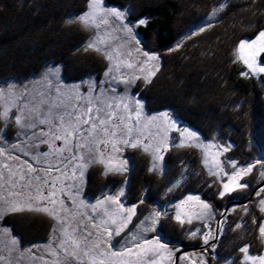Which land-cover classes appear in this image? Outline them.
Wrapping results in <instances>:
<instances>
[{"label": "trees", "instance_id": "1", "mask_svg": "<svg viewBox=\"0 0 264 264\" xmlns=\"http://www.w3.org/2000/svg\"><path fill=\"white\" fill-rule=\"evenodd\" d=\"M104 1L125 8L131 21L143 19L144 23L135 26L136 33L148 50L161 52L155 76L134 88L148 109L167 108L204 137L219 134L230 146L227 155L239 164L264 159V73L258 77L244 73V66L234 55L239 39L252 38L264 29V0ZM87 3L88 0H0V82L34 76L51 63H61L64 71L76 78L97 73L102 57L82 48L88 31L68 21L69 15L84 10ZM220 3L224 5L211 24L172 48L181 33ZM259 60L264 64V52L259 54ZM163 158V171L157 176L145 169V156L131 155L128 183H133L134 189L128 194V203L142 202L141 212L149 203H160L165 199L166 185L180 176L182 164L188 162L190 167L173 197L197 192L214 209H221L219 222L225 224L211 246L199 247L205 252L206 264H221L223 259L240 264L242 246L259 248L258 226L264 211L256 203L264 194V176L259 178L257 168L245 177L247 187L238 188L225 199L215 193V187L202 185V170L197 169L194 148L175 146L167 149ZM196 170L200 172L198 176ZM110 176L103 175L100 166L90 167L86 195L93 197L105 188ZM229 200L238 201L234 205L239 211L231 213L227 209ZM241 208L246 212L241 213ZM2 219L21 242L46 239L52 226L51 218L39 212L8 213ZM185 229L170 214L161 216L155 226L163 241L199 246L196 239L186 236Z\"/></svg>", "mask_w": 264, "mask_h": 264}, {"label": "rangeland", "instance_id": "2", "mask_svg": "<svg viewBox=\"0 0 264 264\" xmlns=\"http://www.w3.org/2000/svg\"><path fill=\"white\" fill-rule=\"evenodd\" d=\"M223 5L224 3L217 4L197 23L188 27L180 34L176 42L173 43L172 48L177 47L184 38L195 34L200 31L201 28L203 29L205 26L211 24ZM100 8L103 9V11L96 16L98 26L91 23L84 24L79 19L85 13L91 11L89 8V0L84 10L68 16V21L75 22L89 33L82 48L87 47L89 50L96 51V53L102 57L100 60L101 64L97 69L95 68L98 70L97 73H87L83 77L76 78L69 71H64L61 63H51L44 65L40 72L34 76L0 82V150H3L6 156L10 157L6 158V156H0V173H3L5 178L8 176V170L3 168L4 164L10 165L13 171H19L20 166L24 164L25 161L32 163L33 166L37 168L46 167L48 162L57 163V161L51 160V158H42L40 163H37L34 159L37 153L50 151L49 143L53 142L51 134L49 136H42L41 133L49 132V130L53 128V124L56 121L52 120V117L57 113L64 114L66 111H72V106L85 105L89 99H95L96 97L106 98L109 101L117 103L123 100V102L129 105L130 110L134 109L138 103L142 108L140 123L138 125L141 131L134 130L130 137L123 135L122 138H130L133 141L142 139L143 144L150 145L149 150L145 151L143 146L133 148L130 145L121 143L117 144L119 151H114L111 144L106 148L104 145H100V148L105 152L106 158L114 156L116 162L124 164L123 170H113L106 173L104 165L95 159V157L99 155L98 153H89L87 149H81L77 155L83 154L84 160L72 161V164L68 166L67 173L69 177H72V165L84 163L86 167L83 169V175L80 176V170L78 169L75 178H69L63 181L64 185L68 187H65L64 191L58 194L59 199L63 200L65 206L70 209V213L67 214L68 218L72 221L74 226H80L78 231L82 230L85 235L91 232L92 240L97 239V235L104 238L106 241L104 247H107V234L98 232V230L92 228L91 225L93 223H98L101 219H106L103 215L104 208L115 209L119 207V205L106 202L103 207L97 208L95 211H93L92 205H95L98 200L105 199V197L119 196L120 203L123 204L125 208L135 206L137 209L136 215L132 217L128 226L124 228L119 236L114 235L111 239V243L115 244L116 248L119 249L121 245L124 244L125 240L130 239L132 235L138 234L143 239L148 240L157 239L158 235L155 230L140 231L141 229L151 227V219L146 218L152 217L155 212H160L161 216L170 214L176 221V206L180 205L181 201H185L189 196H198L201 201L209 204L210 208L206 210L201 209L196 201H189L187 204L181 205L179 210L182 215L183 213H203L199 219L194 216L191 223H187V216H183L185 223L181 225L186 228L184 233H186L188 238L196 239L197 241H194L198 242L197 244L199 245L203 244L204 246H209L214 242V235L217 237V235L223 231L222 227L225 225L219 222L218 214L221 212V209H214L209 201L202 198L197 192H185L177 197H173L175 196L176 187L180 184L181 180H183L190 167L188 162L182 164L180 176L166 185L163 190L165 199L160 203L147 204L146 208L141 212L144 208L142 202L139 203V201L135 202L133 200V202L128 203V194L134 189L133 183H128V174L130 172L129 158L131 159V155L134 154L135 158L145 156L147 158V167H145V169L150 175L153 174L158 176L163 171V156L165 151L175 147L174 145H180L181 140L184 139L181 136V132L185 129L195 132L197 139L186 142L185 146L194 148L195 150L199 165L197 169L200 171L202 170V174H200L201 179L203 178L204 181L202 185L207 188L211 186L215 187V193L218 194L219 197H221L220 192L224 191L223 184L229 182V176L236 170L232 167L233 161L236 162L237 168H245L255 163L254 167L257 168L255 170L256 174H258L259 178H262L264 176V159L258 157L254 159L255 161L253 163L252 160L245 164H239L234 158L227 155L230 146L219 134L210 133L208 136L204 137V135L194 128L179 121L167 108L148 109L146 102L137 97L134 88L148 83L155 76H151L150 80L146 79L149 72H154L156 74L158 71L161 63V52L155 49L151 51L148 50L136 33L135 26L140 24V21L143 19L131 21L127 19L125 8L108 5L104 0H100ZM112 9L123 13L122 17L117 18L111 15L110 10ZM102 19H106L107 23H101L100 21ZM261 31H264V29L259 30L252 38L239 39L234 49L235 58L244 66L243 72L252 74L255 77L264 73L258 71V68L264 67V64L260 62L259 56H257V71H253L243 60L238 58L240 55L238 48L242 40L248 42L256 40ZM100 41H103V43ZM90 43L94 44L95 47L89 48L88 45ZM138 49L139 51H137ZM129 53H131V55H129ZM144 53L148 55L145 56ZM109 56H111V59L108 58ZM149 56H155L157 59L150 61L148 59ZM128 64H132L133 67L129 68L127 66ZM141 68H143V71H141ZM163 113L168 114L167 122L162 115ZM121 114L127 115V113H124L123 108H121ZM17 117L21 120L20 124L16 122ZM42 119H49L51 122L41 124L40 120ZM128 123L134 128L137 127L134 114L133 120ZM169 124L174 125V128L169 127ZM165 137L166 139H164ZM117 138H121L120 133H118ZM162 139H164V144L160 143ZM41 140H47L49 143H41ZM54 143L58 147L63 146L62 141H54ZM199 144L213 146L207 149L209 160L207 165L204 163L206 149L198 147L197 145ZM158 146L161 150L159 153H156L154 149ZM224 149H227V151H224ZM25 152H28L27 156L24 155ZM217 153H219L218 156L216 155ZM213 157L219 161V167L213 166ZM64 163L66 164L68 162L64 161ZM96 165L101 167L103 175H111V178L105 188L101 191H97L93 197H88L85 193L87 182L86 173L90 167ZM60 167L63 168V165L61 164ZM199 170L195 171L197 176L200 173ZM38 174L43 175V173ZM53 175H59V173L54 172ZM247 175L243 176L239 180V183L244 184L243 181ZM115 177L118 178L113 179ZM0 184H3V182L0 181ZM237 189L238 188L232 192H236ZM9 190L12 189H10L7 184L0 187V257H2V259H0V264H43L44 261L51 259L47 254V245L53 241L54 236L60 235V232H54V229H60L61 225L51 216L47 215L52 220V226L46 239L38 243H28L25 241L22 244L20 238L18 239L12 233L10 227L2 222L4 221L2 219L3 216L8 213H15L8 210L9 203L7 201L16 199V197H8ZM232 192L225 193L224 198L227 199L226 196ZM120 193L123 194L120 195ZM262 199H264V194L258 198L256 203V207L259 210H261L262 207L260 204ZM229 202L230 200L225 206H227V209L230 210L231 213H235L236 210L239 211L237 209L239 207L234 205L236 202ZM241 210V213L246 212L244 211L245 208H241ZM124 215H127V213ZM261 225H264V218L261 219L258 230ZM109 227L114 226L109 225ZM192 232H196V235L192 236ZM209 233H211V236L208 239V243L205 244L204 238ZM259 240L260 243L257 250H251L248 247L249 253L253 256L264 255V238L261 237L260 232ZM161 243L166 244L167 248L172 251L171 260L165 259L162 261V264H200L201 260L204 261V264L207 263L205 252L195 247L196 245L187 247L180 246L179 244L173 245L162 239ZM203 245L201 246L203 247ZM165 255H167V253H165ZM242 260L243 253H241L238 260L240 264ZM221 264H230V261L228 259H223L221 260Z\"/></svg>", "mask_w": 264, "mask_h": 264}, {"label": "snow or ice", "instance_id": "3", "mask_svg": "<svg viewBox=\"0 0 264 264\" xmlns=\"http://www.w3.org/2000/svg\"><path fill=\"white\" fill-rule=\"evenodd\" d=\"M89 8L91 11L82 15L79 19L84 24L91 23L98 26L96 16L103 11L100 8V0H89ZM110 14L117 18L123 15V13L114 9L110 10ZM100 22L106 24L107 20L102 19ZM144 22V20L140 21V23ZM100 42L103 43V41ZM88 47L93 48L95 45L90 43ZM238 52L240 53L238 58L243 60L250 69L257 71L256 57L264 52V31H261L254 41L248 42L242 40ZM144 55L147 56L148 54L144 53ZM108 58L111 59V56ZM148 59L150 61L156 60L157 57L149 56ZM127 66L129 68L133 67L132 64H128ZM141 71H143V68H141ZM258 71L264 72V67H259ZM153 75H155L154 72H149L146 79L150 80ZM72 107V111H66L64 114L57 113L52 117V120L56 121L53 124V128L49 132H42L41 135L49 136L51 134L53 142L49 143L47 140L40 141L41 143H49L50 151L37 153L34 157L37 163H40L42 158H51V160H55L57 163L48 162L46 167L37 168L32 163L25 161L20 166L19 171H13L8 164L3 165V168L8 170V176L5 178L3 173H0V181L3 182V184H0V187L7 184L12 189L8 191V197H16V199L7 201L9 203L8 210L11 212H42L51 216L61 225L60 229H54V232L59 231L60 235L54 236L53 241L47 245V254L51 259L44 261L43 264H162V261L165 259L171 260L172 251L167 248L166 244L161 243L159 234L155 240L143 239L138 234L132 235L130 239L125 240L119 249L116 248L115 244L111 243L112 237L120 235L131 222L132 217L136 215L137 211L135 206L125 208L120 203L119 196H108L92 205L93 211L103 207L106 202L119 205L115 209L104 208L103 215L106 219H101L98 223L91 225L98 232L107 234V247H104L106 243L104 238L97 235V239L92 240L91 232L85 235L82 230L78 231L79 225L74 226L72 221L69 220L67 214L70 213V209L65 206L63 200L59 199L58 194L62 193L65 187H68L64 185L63 181L75 178L78 169L80 170V176L83 175V169L86 167L84 163L72 165V177H69L67 173L68 166L72 164V161L84 160L83 154L77 155L81 149H87L89 153H98L99 155L95 159L104 165L107 173L113 170H123L124 164L116 162L114 156L106 158L105 152L100 148V145H104L106 148L111 144L114 151H119L117 144L121 143L130 145L133 148L143 146L145 151H148L150 147V145L143 144L142 139L133 141L130 138H122L123 135L130 137L134 130L141 131L138 125L140 123L142 108L138 103L134 109L130 110L129 105L123 102V100L117 103L109 101L106 98L96 97L95 99H89L85 105ZM121 108H123L124 113H127V115L121 114ZM133 114L136 118L137 127L135 128L128 123L133 120ZM162 115L167 122L168 114L163 113ZM16 122L17 124L21 123L19 117H17ZM49 122H51L49 119L40 120L41 124ZM169 127L174 128V125L169 124ZM118 133L121 134V138H117ZM181 136L184 139L181 140L180 145L174 146L183 147L186 142L197 139L196 133L187 129L181 132ZM164 139L160 141L161 144H164ZM54 141H62L63 146H56ZM197 146L206 149L204 163L207 165L209 162L207 149L213 146L203 144ZM160 150L159 146L154 149L156 153H159ZM224 151H227V149H224ZM24 155L27 156L28 152H25ZM216 155L218 156L219 153ZM0 156H6V153L0 150ZM6 158L10 157L6 156ZM64 161L68 163L65 164ZM61 164L63 168L60 167ZM213 166L219 167V161L215 157H213ZM232 167L236 170L229 176V182L223 184L224 191L220 192L221 197L225 193L234 191L236 188L247 187L246 184L239 183V180L249 174L253 170L254 165L237 168L236 162L233 161ZM54 172L59 173V175H53ZM38 173H43V175ZM261 191H264V189ZM122 194L120 193V195ZM189 201H196L201 209L206 210L210 208V205L201 201L198 196L187 197L185 201H181V204L176 206L177 214L175 219L180 224L185 223L183 216H187V223H191L194 216L199 219L203 215V213H183L182 215L179 209L181 205L187 204ZM260 204L262 206L261 211H264V199L260 201ZM125 213L127 215H124ZM160 217V212L153 213L152 217L146 218L151 219V227L141 229L140 231L155 230V226L160 222ZM109 225H113L114 227H109ZM236 227L239 228L240 225ZM259 232L261 237L264 238V225L260 226ZM191 235L195 236L196 232H192ZM210 236L211 233L205 236V244L208 243ZM240 252L243 253L241 264H264V255H251L248 246L240 248ZM200 264H204V261L201 260Z\"/></svg>", "mask_w": 264, "mask_h": 264}, {"label": "flooded vegetation", "instance_id": "4", "mask_svg": "<svg viewBox=\"0 0 264 264\" xmlns=\"http://www.w3.org/2000/svg\"><path fill=\"white\" fill-rule=\"evenodd\" d=\"M13 233V232H12ZM15 235V234H14ZM18 239H19V237L17 236V235H15ZM215 236L216 235H214V238H215ZM45 240V239H44ZM44 240H40V241H44ZM40 241H27L28 243L30 242V243H38V242H40ZM22 244H23V242H21ZM204 246V245H203ZM195 247H197L198 249H199V247H201L200 245L199 246H195Z\"/></svg>", "mask_w": 264, "mask_h": 264}, {"label": "water", "instance_id": "5", "mask_svg": "<svg viewBox=\"0 0 264 264\" xmlns=\"http://www.w3.org/2000/svg\"><path fill=\"white\" fill-rule=\"evenodd\" d=\"M263 182H264V179H263ZM230 202H238V201H237V200H231ZM230 202H229V203H230ZM226 207H227V206H226Z\"/></svg>", "mask_w": 264, "mask_h": 264}]
</instances>
